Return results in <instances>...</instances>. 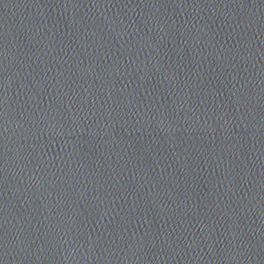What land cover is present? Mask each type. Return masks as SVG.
<instances>
[{
  "label": "water",
  "instance_id": "95a60500",
  "mask_svg": "<svg viewBox=\"0 0 264 264\" xmlns=\"http://www.w3.org/2000/svg\"><path fill=\"white\" fill-rule=\"evenodd\" d=\"M0 264H264V23L0 0Z\"/></svg>",
  "mask_w": 264,
  "mask_h": 264
}]
</instances>
